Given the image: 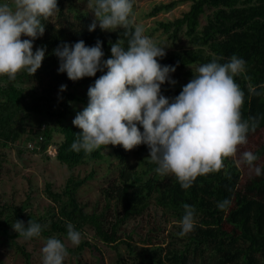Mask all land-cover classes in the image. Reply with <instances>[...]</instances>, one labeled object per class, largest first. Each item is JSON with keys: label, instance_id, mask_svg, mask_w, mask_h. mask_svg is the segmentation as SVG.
Listing matches in <instances>:
<instances>
[{"label": "trees", "instance_id": "obj_1", "mask_svg": "<svg viewBox=\"0 0 264 264\" xmlns=\"http://www.w3.org/2000/svg\"><path fill=\"white\" fill-rule=\"evenodd\" d=\"M188 1L186 9L168 20H159L158 24L174 38L184 30L192 46L171 51L160 62L176 65L184 78H192L201 64L213 59L223 63L236 54L247 61L246 73L235 79L245 92L242 119L254 122L256 126L249 131L248 142L239 146V151H253L259 157L256 163L264 167V95L250 91L253 86L259 91V85L264 84V0ZM176 4V0L160 2L151 14L169 11ZM208 9H212V13L202 25L200 18ZM45 25V33L35 40L34 49L46 46V56L34 76L25 71L18 72L14 80L0 75V144H13L20 150L22 137L26 140L34 138L32 150L35 153L49 157L48 149L54 145L57 160L70 168L87 162H109L114 157L118 161V174L113 184L102 190L105 205L100 207L101 204L96 202L93 211L81 200L79 188L94 176V168L82 178L72 173L61 191L48 185L47 194L54 203L50 219L35 212L25 213L23 206H10V217L3 218L0 213V237L12 240L28 264H33V253L16 243L18 238H23L12 228L17 220L25 224L30 219L39 222L45 226L40 237L56 236L62 241L61 236H67L69 222L84 234L85 228L91 226L96 238L117 250V264H264V175L256 176L247 165H237L239 153L226 157L221 170L198 176L192 187L183 189L174 175L164 177L156 173L154 162L146 161L147 168L140 171L131 162L130 150L121 145L102 146L88 155L70 149L81 129L65 122L71 111L69 101L87 103V92L80 94L75 90L89 88L103 73L98 71L95 77L74 82L66 73L58 72L59 58L54 49L64 42L74 43L80 39L91 46L99 39L107 59L111 56V43L119 39L123 31H102L97 27L90 32L88 26L64 27L51 21H46ZM44 73L48 79L41 84H19L26 78L34 79ZM61 84L67 85L63 92L60 91ZM185 84L165 83L162 91L166 96L174 97ZM36 116L42 121L35 131H31ZM57 134L62 135L59 141L55 140ZM137 150L140 154L149 153L144 144L138 145ZM225 198L230 199V205L226 209L218 208L217 202ZM113 203L118 215L111 221L106 218V213ZM185 203L195 206L197 226L193 232L181 237L178 232L181 231ZM152 205L160 208L167 223L172 222L177 230H169L168 235L161 238L160 224L149 220L142 243L138 245L134 232L125 230L123 225L129 219L137 220L143 216ZM121 246L126 247L132 262L121 255ZM86 247L94 245L83 239L69 250L80 255ZM79 264H82L80 260Z\"/></svg>", "mask_w": 264, "mask_h": 264}, {"label": "clouds", "instance_id": "obj_2", "mask_svg": "<svg viewBox=\"0 0 264 264\" xmlns=\"http://www.w3.org/2000/svg\"><path fill=\"white\" fill-rule=\"evenodd\" d=\"M134 2L87 0L94 13L90 32L97 26L102 31H123L111 43L109 58H104L99 39L91 46L80 39L54 49L58 72L74 82L103 73L89 86L88 102L73 119L81 131L70 149L88 155L102 146L132 150L147 145V158L157 165L156 173L174 175L183 189L192 187L198 176L221 170L224 159L237 153V165H247L256 176L264 175L256 153L239 151L256 126L242 119L245 92L235 79L246 73L247 61L233 54L223 63L219 59L203 63L178 95L166 96L162 86L177 83L172 76L176 65L162 64L166 47L147 35L142 24L132 25ZM57 11L58 0H0V75L14 80L25 71L34 76L47 51L46 46L34 49L35 40L44 35L45 22ZM66 89V84L60 85L61 92ZM259 89L253 86L250 91L264 95V84ZM230 203L225 198L217 207L226 209ZM183 209L181 237L197 226L195 206L185 203ZM44 227L32 219L12 224L25 240L40 237ZM67 237L72 245H79L83 233L69 222ZM40 251L42 264H64L69 255L67 245L56 236L48 237Z\"/></svg>", "mask_w": 264, "mask_h": 264}, {"label": "rangeland", "instance_id": "obj_3", "mask_svg": "<svg viewBox=\"0 0 264 264\" xmlns=\"http://www.w3.org/2000/svg\"><path fill=\"white\" fill-rule=\"evenodd\" d=\"M174 0H135L134 15L131 17L133 24H142L146 29V34L150 35L157 43L166 47V53L174 50H180L192 46L184 30L180 32L178 38H174L170 33L165 32L159 27V20H168L175 14L180 13L189 5L188 0H176V6L169 11H162L158 15H152L151 12L154 6L160 2H170ZM59 11H57L48 21L64 27H86L94 19V13L88 8L87 0H58ZM212 13V9H208L200 18L201 24L207 23V17ZM99 27V26H97ZM27 38V37H22ZM173 78L180 83H188L191 78H184L181 71L177 70L172 74ZM48 79L47 74H42L37 78H26L20 85H36ZM88 87H82L75 90L77 93H85ZM71 111L65 119L66 123L73 124V119L77 113L86 106L87 103L70 100ZM41 117L34 118V124L30 128L35 131L40 123ZM62 138L61 134L55 135V140L59 141ZM34 138L26 140L22 137L20 141V150L15 145L0 144V213L2 217H10L12 210L10 206H23L25 213L35 212L45 216L47 220L51 216V207L53 201L47 194V186L55 191H61L65 186L68 177L73 173L81 178L87 172L95 169V174L87 180L80 188V198L87 205V209L93 211L96 202L101 206L105 205L104 195L102 190L113 184L117 177L118 161L111 157V160L87 162L75 168L60 163L57 160L56 148L51 145L48 149L49 157H44L41 154L35 153L32 150L34 146ZM111 151V149H109ZM150 153L140 154L137 146L130 150L131 162L135 163L140 171L147 168V158ZM147 161V162H146ZM112 162V163H111ZM111 209L106 213L108 220H113L118 215L116 204L111 205ZM4 207V209L2 208ZM157 222L161 226L159 234L161 238L167 236L169 230L176 231L177 228L172 222L167 223L166 216L162 210L154 205L146 210L143 216H139L137 220L129 219L124 225V229L134 232V239L138 245H141L143 233L148 228V221ZM172 220V219H171ZM122 232V231H121ZM63 242L67 245L69 255L66 257L64 264H117L119 259L118 252L112 246L105 244L94 235V230L91 226L85 228L83 239L90 240L94 247H86L81 251L80 255H75L69 248H75L77 245H72L66 235L61 236ZM47 238L36 237L31 240L18 238L16 243L24 246L33 253L32 263L42 264L41 248ZM121 255L129 262L133 258L130 256L125 246H121ZM28 264L25 257L17 248L16 244L7 238L0 237V264Z\"/></svg>", "mask_w": 264, "mask_h": 264}]
</instances>
